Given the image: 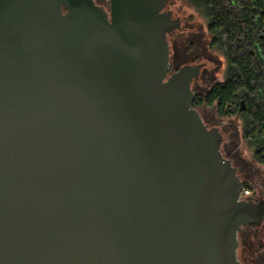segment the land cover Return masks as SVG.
Instances as JSON below:
<instances>
[{
  "label": "water",
  "instance_id": "obj_1",
  "mask_svg": "<svg viewBox=\"0 0 264 264\" xmlns=\"http://www.w3.org/2000/svg\"><path fill=\"white\" fill-rule=\"evenodd\" d=\"M0 0V264H243L264 198L170 72L168 0Z\"/></svg>",
  "mask_w": 264,
  "mask_h": 264
},
{
  "label": "trees",
  "instance_id": "obj_2",
  "mask_svg": "<svg viewBox=\"0 0 264 264\" xmlns=\"http://www.w3.org/2000/svg\"><path fill=\"white\" fill-rule=\"evenodd\" d=\"M188 1L206 18L211 47L226 59L224 80L199 92L194 105H214L221 117L238 116L253 157L264 165V0ZM245 188L252 190L247 181ZM260 247L243 246L247 264L255 262Z\"/></svg>",
  "mask_w": 264,
  "mask_h": 264
},
{
  "label": "rangeland",
  "instance_id": "obj_3",
  "mask_svg": "<svg viewBox=\"0 0 264 264\" xmlns=\"http://www.w3.org/2000/svg\"><path fill=\"white\" fill-rule=\"evenodd\" d=\"M96 1L106 8L110 7L109 0ZM167 9L172 10L175 16L182 19V29L176 30L174 35L168 36L172 55L175 54V44L173 45L175 35L182 34L184 31H193L194 38L201 39L205 46L198 53L187 54L182 58V60L192 64L204 62L199 78L193 82L194 91L196 93L206 91L216 82L224 80L226 59L219 50L211 47L212 36L208 31L206 18L188 0H168ZM188 42L190 41H187V44ZM197 56L200 59H196ZM197 108L209 127H220L224 135L222 151L237 166L241 179L250 183L254 199L258 201L260 198H264V165L257 162L253 157L252 150L244 138L241 119L236 115L221 117L214 105H204ZM248 227H244L240 232L239 258L243 264H247L243 246L246 245L253 249L261 245L259 253H254L252 260L255 262L252 264L264 263V229Z\"/></svg>",
  "mask_w": 264,
  "mask_h": 264
},
{
  "label": "flooded vegetation",
  "instance_id": "obj_4",
  "mask_svg": "<svg viewBox=\"0 0 264 264\" xmlns=\"http://www.w3.org/2000/svg\"><path fill=\"white\" fill-rule=\"evenodd\" d=\"M173 17H177V16H175V14L173 13ZM181 21H182V19H181ZM181 29H182V26L180 29H176V30H181ZM176 30L170 32L169 35L170 34L174 35L176 33ZM187 41H190V42H188V44H187ZM173 45L175 47V54L172 55L170 52V72H169L170 74L179 70L185 64H192L189 61L182 60V58L185 55L198 53V51L203 49V47L205 48L204 44H202V42H201V39L194 38V32L193 31H189V32L184 31L182 34L175 35ZM183 46H186V47H184L185 49L183 48ZM170 49H171V44H170ZM196 59H200V58L197 56ZM196 64H203V66H202V69H203L204 62H198ZM196 64H192V65H196ZM196 94H198V93H196ZM250 199L255 200L253 196ZM255 201H257V200H255ZM262 225H264V222ZM245 259H247V258H245Z\"/></svg>",
  "mask_w": 264,
  "mask_h": 264
},
{
  "label": "built area",
  "instance_id": "obj_5",
  "mask_svg": "<svg viewBox=\"0 0 264 264\" xmlns=\"http://www.w3.org/2000/svg\"><path fill=\"white\" fill-rule=\"evenodd\" d=\"M252 190L250 188H244L241 193V199L249 200L252 197Z\"/></svg>",
  "mask_w": 264,
  "mask_h": 264
}]
</instances>
